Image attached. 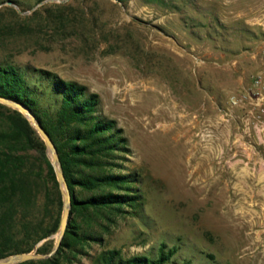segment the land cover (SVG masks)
I'll use <instances>...</instances> for the list:
<instances>
[{
  "label": "rangeland",
  "instance_id": "obj_1",
  "mask_svg": "<svg viewBox=\"0 0 264 264\" xmlns=\"http://www.w3.org/2000/svg\"><path fill=\"white\" fill-rule=\"evenodd\" d=\"M263 41L264 0H0V60L85 84L126 138L108 190L136 201L64 264L163 244L165 264H264V145L232 103Z\"/></svg>",
  "mask_w": 264,
  "mask_h": 264
},
{
  "label": "trees",
  "instance_id": "obj_2",
  "mask_svg": "<svg viewBox=\"0 0 264 264\" xmlns=\"http://www.w3.org/2000/svg\"><path fill=\"white\" fill-rule=\"evenodd\" d=\"M34 73L35 81L26 69L0 60V96L26 105L50 134L70 187L72 211L55 255L15 264H64L81 251L80 245L95 238L93 229L100 217L132 205L136 196L108 190L125 187L131 175L106 169L116 165L112 159L126 138L116 120L98 113L99 94L49 70L34 69ZM62 214L63 196L45 141L20 110L0 102V258L32 251L59 231ZM53 247L52 241H45L38 252ZM175 252L166 251L163 244L156 258L124 259L119 250L108 249L97 262L165 264Z\"/></svg>",
  "mask_w": 264,
  "mask_h": 264
},
{
  "label": "water",
  "instance_id": "obj_3",
  "mask_svg": "<svg viewBox=\"0 0 264 264\" xmlns=\"http://www.w3.org/2000/svg\"><path fill=\"white\" fill-rule=\"evenodd\" d=\"M7 2L10 4H14L13 1H7ZM0 102L10 107L20 110L30 120L31 124L35 127V129L37 130L41 138L45 141L46 148H47V154L55 169L56 176H57L59 186H60V190L63 196L62 220H61L60 229L57 234L56 243L53 249L46 253H38V252H33V251L14 253V254L5 256L3 258H0V264H15V263L24 262V261L31 260V259L50 258L56 254V252L61 246L62 239L66 233V230H67V227L70 221V217H71V211H72V194H71L68 181L66 179V176L62 168V162L60 159V155H59L57 146L55 142L53 141V139L51 138L50 134L46 131V129L43 127V125L40 123L37 116L34 114V112L31 109H29L26 105H24L23 103L19 101L9 99L4 96H0Z\"/></svg>",
  "mask_w": 264,
  "mask_h": 264
},
{
  "label": "built area",
  "instance_id": "obj_4",
  "mask_svg": "<svg viewBox=\"0 0 264 264\" xmlns=\"http://www.w3.org/2000/svg\"><path fill=\"white\" fill-rule=\"evenodd\" d=\"M258 65L250 74L242 90L234 94L232 103L243 109V129L264 145V41L258 52Z\"/></svg>",
  "mask_w": 264,
  "mask_h": 264
}]
</instances>
